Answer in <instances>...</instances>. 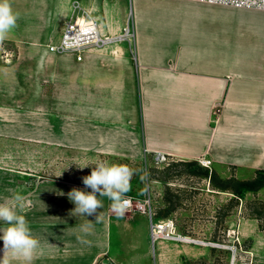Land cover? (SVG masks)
Returning a JSON list of instances; mask_svg holds the SVG:
<instances>
[{"label":"crops","instance_id":"crops-1","mask_svg":"<svg viewBox=\"0 0 264 264\" xmlns=\"http://www.w3.org/2000/svg\"><path fill=\"white\" fill-rule=\"evenodd\" d=\"M74 1L103 34L132 25L134 36L83 61L51 52L82 13ZM10 3L19 19L0 43V202L24 196L22 214L40 240L31 264H150L146 214L117 217L98 197V221L70 215L67 193L84 185L61 174L62 153L133 145L145 157L207 158L225 177L264 171V10L194 0ZM160 250L167 256L168 244ZM7 261L21 264L11 253Z\"/></svg>","mask_w":264,"mask_h":264},{"label":"rangeland","instance_id":"rangeland-1","mask_svg":"<svg viewBox=\"0 0 264 264\" xmlns=\"http://www.w3.org/2000/svg\"><path fill=\"white\" fill-rule=\"evenodd\" d=\"M14 58L13 53L7 61ZM63 154L58 156L62 161V175L81 184V177L90 175L92 167L100 162L127 166L132 176L126 196L142 198L150 194L155 215L167 210V215L154 217V222L172 218L179 233L197 240L195 243L152 241L149 237L150 264H231L232 252L226 246L234 244L238 246L236 264L252 262L250 254L244 251L252 253L253 264H264V175L255 173L249 178L263 180V184L239 199L232 192L233 180H246L244 174L238 178L232 172L225 177L227 171L215 169L211 163L206 167L198 160L170 158L166 163L156 164L151 156H144L141 147L133 145L109 155L77 158ZM84 165L88 167H78ZM203 167L209 168L210 174L213 171L212 181L202 173ZM201 240L217 245H202L198 242ZM161 242L169 246L167 256L161 253Z\"/></svg>","mask_w":264,"mask_h":264},{"label":"clouds","instance_id":"clouds-1","mask_svg":"<svg viewBox=\"0 0 264 264\" xmlns=\"http://www.w3.org/2000/svg\"><path fill=\"white\" fill-rule=\"evenodd\" d=\"M18 19L19 14L13 10L10 0H0V43L17 27ZM78 167L83 169L88 165ZM131 176L132 172L127 166L98 163L92 167L90 175L81 177L84 189L74 187L67 193L69 200L75 205L70 215L95 216L98 221L100 214L97 210L103 208V201L98 197H107L111 201L110 210L117 217H122L129 203L126 195L130 191ZM2 199L5 202H0V222L6 226L0 227V241L3 242L0 264H8V253L21 264H31L40 240L33 235L29 222L22 214L25 198L14 193L11 197ZM9 199L11 203L7 202ZM90 228L91 221L88 220V223L80 226V231L87 234Z\"/></svg>","mask_w":264,"mask_h":264},{"label":"built area","instance_id":"built-area-1","mask_svg":"<svg viewBox=\"0 0 264 264\" xmlns=\"http://www.w3.org/2000/svg\"><path fill=\"white\" fill-rule=\"evenodd\" d=\"M199 2L222 4L234 7L256 8L264 10V0H194ZM74 10H81L82 13L77 14L70 19L64 28L60 41L57 44H50L49 50L55 54H73L77 61H83L85 53L92 49H102L106 46L120 42L124 39H130L134 36L133 30L128 26L121 34L105 35L103 34L96 21L89 16V14L82 10L77 1L73 2ZM170 156L164 152H156L153 160L156 164L166 163ZM202 165L210 167V160L201 158L198 160ZM128 199V207L126 210L146 214L149 217L151 224V238L152 241L156 239L171 240L176 242L195 243L188 235H183L177 231L176 224L172 218L154 222V208L150 194H146L142 198H134L126 196ZM237 240L240 242L239 238ZM202 245L216 246V243L198 241ZM232 252L231 264H236L238 255V246H226ZM250 254V260L253 262V256L250 251H244ZM251 261L247 264H253Z\"/></svg>","mask_w":264,"mask_h":264},{"label":"trees","instance_id":"trees-1","mask_svg":"<svg viewBox=\"0 0 264 264\" xmlns=\"http://www.w3.org/2000/svg\"><path fill=\"white\" fill-rule=\"evenodd\" d=\"M190 161H192V160H190ZM202 173L205 175V177H209L210 180L212 181L213 171L210 174L209 173V168H204L203 167L202 168ZM256 173L258 175H260V176L264 175V171H257ZM233 181L235 182V188H233L232 192L234 193V196L239 198V199L240 198L241 199L244 198L245 194L248 191L256 190V189L260 188L262 186V184H263V180L259 181L258 179H254V180H238V179H235ZM225 188H227V186ZM166 212H167V210L164 213H158V215H157V212H156V215L154 217L155 218L156 217H164L165 215H167ZM161 220H165V218L157 220V221H161Z\"/></svg>","mask_w":264,"mask_h":264},{"label":"bare ground","instance_id":"bare-ground-1","mask_svg":"<svg viewBox=\"0 0 264 264\" xmlns=\"http://www.w3.org/2000/svg\"><path fill=\"white\" fill-rule=\"evenodd\" d=\"M189 239H191V238H189Z\"/></svg>","mask_w":264,"mask_h":264}]
</instances>
